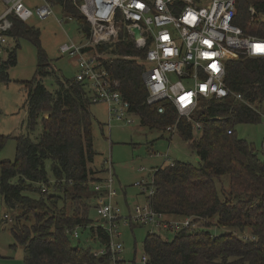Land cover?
Here are the masks:
<instances>
[{
  "label": "trees",
  "instance_id": "trees-1",
  "mask_svg": "<svg viewBox=\"0 0 264 264\" xmlns=\"http://www.w3.org/2000/svg\"><path fill=\"white\" fill-rule=\"evenodd\" d=\"M50 1L89 35V24L71 0ZM251 3L264 13V0L241 2L235 22L246 33L264 38V22L255 23L247 12ZM10 35L35 46L37 63L31 80L21 82L27 92L26 134L14 137V160L0 161V214L1 205L15 214L20 211L14 217L3 213V220L11 221L12 236L23 246L22 264H110L109 251L93 254L91 241L105 249L110 241L100 222L89 226L88 243H72L78 239L74 233L91 222L89 200L96 192L89 183L99 179L90 168L96 155L94 117L85 83L56 75L40 47L38 30L13 19ZM18 47L0 60V83L12 81L8 70L17 62ZM146 49L136 47L125 32L120 41L97 46L98 52L114 56L102 63L140 124L162 132L175 124L176 134L198 160L196 165L174 161L153 172V210L170 218H191L197 228L167 230L171 239L148 231L142 241L145 264H264V157L235 130L240 124L259 123L264 114V58L239 56L226 62L225 83L243 101L203 100L192 114V121L201 124L193 138L191 122L178 117L171 104L147 102L142 78ZM49 76L54 79L51 91L42 81ZM160 106L163 113L158 112ZM39 124L35 140L32 134ZM7 138L0 135V149ZM68 200L75 204L72 210ZM128 223L138 225L130 219Z\"/></svg>",
  "mask_w": 264,
  "mask_h": 264
},
{
  "label": "built area",
  "instance_id": "built-area-1",
  "mask_svg": "<svg viewBox=\"0 0 264 264\" xmlns=\"http://www.w3.org/2000/svg\"><path fill=\"white\" fill-rule=\"evenodd\" d=\"M71 1L89 24V35L84 43L69 41L61 44L59 51L75 59L77 71L74 79L89 84L90 101L105 104L108 126L113 120L131 124L137 117L129 111L128 102L116 89V81L110 78L102 63V60L108 61L114 56L97 50L98 45L120 41L122 32L133 40L136 47L147 46L142 61L147 102L171 104L178 117L191 122L193 138L201 131V124L192 121V114L203 100L233 97L243 101V96L232 92L225 83L226 62L239 56L264 58V38L246 33L235 22L241 2L255 0H200V3L194 0ZM0 3L3 8L0 13L2 60L13 48L10 41L13 19L24 23L32 19L46 20L53 15V4L50 0H39L33 6L26 4L25 0H0ZM247 12L255 23L264 22V13L257 11L253 3L249 4ZM132 28L139 30V39H134ZM158 112L163 113L164 108L158 107ZM260 117L263 119L264 114L261 113ZM165 131L176 133V125L166 127ZM106 163L109 177L103 187L104 194L97 197L95 211L110 241L108 249L99 248L93 254L105 255L109 251L110 264H124L120 256L122 244L114 242V237L119 236L116 220L121 217L120 209L112 202L116 195L112 187V165L110 161ZM134 185L146 193V199L134 207L128 219L150 226V232L157 234L197 228L191 218H170L153 210V173L148 179L140 178ZM74 236H78L77 231ZM141 261L146 263L145 255Z\"/></svg>",
  "mask_w": 264,
  "mask_h": 264
},
{
  "label": "rangeland",
  "instance_id": "rangeland-1",
  "mask_svg": "<svg viewBox=\"0 0 264 264\" xmlns=\"http://www.w3.org/2000/svg\"><path fill=\"white\" fill-rule=\"evenodd\" d=\"M25 2L32 6V4H37L39 0H25ZM1 8L0 4V10ZM52 11L53 15L46 20L32 19L27 25L39 31L40 47L55 69L56 75L62 80L71 79L75 77L77 71L75 59L61 54L59 47L69 41L84 43L86 38L81 31L79 22L65 13L61 6L54 4ZM77 14L79 15L80 12ZM16 41L19 44L16 52L17 62L8 70L12 81L0 83V135L8 136L0 149V161L14 160V137L26 134L27 92L21 82L31 80L35 74L37 63L35 46L23 38H14L13 43ZM42 81L48 90L54 89L53 77H45ZM84 89L88 91L90 89L89 84L85 85ZM91 111L94 117L92 135L96 155L90 168L96 172L94 178L98 177L99 179L89 183L91 189L96 192L94 193L95 196L92 195L89 200V219L91 222L82 232H79L78 239H72V243L78 241L88 243L90 241L88 239L89 226L100 222L94 207L97 203V195L106 186L104 184L107 181L106 176L109 171L106 161H110L113 174L112 187L116 193L112 202L120 209L121 217L116 224L119 236L114 237V242L122 244L120 256L124 264H144L141 261L143 255L142 241L145 234L150 231V226L138 224L131 227L127 222L134 207L143 204L146 199V193H142L134 184L142 176L148 179L156 168L164 167L170 162L182 161L196 165V156L187 143L182 141L176 133H162L156 129H148L140 124L137 117L131 124L113 120L108 126L106 106L101 102L93 103ZM235 130L239 138L252 143L258 154L264 157L262 152V148L264 149V118L256 124L237 125ZM40 131L41 125L39 124L32 134L33 139L36 140L35 137ZM169 137L171 139H168ZM223 179L226 180V183L228 182L227 176H224ZM146 204H149L148 201ZM66 205L69 210L75 208V204L69 200ZM78 205L81 206V201L78 202ZM5 212L9 217H14L20 211L15 214L1 205L0 264H22L23 246L12 236L11 221L3 220V213ZM218 230L221 231L222 229H214L211 232L215 233ZM172 235L166 231L159 232V236L162 238L171 239ZM91 245L95 248L94 250L100 248L97 242L91 241Z\"/></svg>",
  "mask_w": 264,
  "mask_h": 264
},
{
  "label": "crops",
  "instance_id": "crops-1",
  "mask_svg": "<svg viewBox=\"0 0 264 264\" xmlns=\"http://www.w3.org/2000/svg\"><path fill=\"white\" fill-rule=\"evenodd\" d=\"M37 3H38V2H37ZM0 4H1V3H0ZM33 5H35V4H32V6H33ZM1 7H2V5H1ZM2 10H3V8H1V10H0V13L2 12ZM26 24H27V23H26ZM14 38H15V37H14V36H12V37H11V39H10L11 43L13 44V46H12V47H14V46L18 45V41H16L15 43H13V41H14ZM137 119H138V118H137ZM162 133H168V132H166V131H163ZM170 134H171V133H170ZM170 136H171V135H170ZM169 139H171V137H169ZM111 173H112V170H111ZM106 177L108 178V177H109V175H107ZM112 177H113V174H112ZM142 177H143V176H142ZM142 177H141V178H142ZM132 212H133V211H132Z\"/></svg>",
  "mask_w": 264,
  "mask_h": 264
},
{
  "label": "water",
  "instance_id": "water-1",
  "mask_svg": "<svg viewBox=\"0 0 264 264\" xmlns=\"http://www.w3.org/2000/svg\"><path fill=\"white\" fill-rule=\"evenodd\" d=\"M132 32H133V37L135 40L140 38V33H139V30L137 28H132ZM196 160H198L197 157H196ZM101 222H103V221L101 220Z\"/></svg>",
  "mask_w": 264,
  "mask_h": 264
}]
</instances>
